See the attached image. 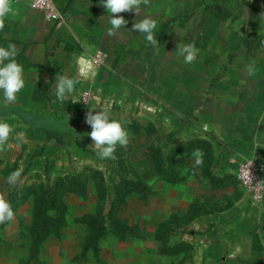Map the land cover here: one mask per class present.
<instances>
[{
	"label": "rangeland",
	"instance_id": "rangeland-1",
	"mask_svg": "<svg viewBox=\"0 0 264 264\" xmlns=\"http://www.w3.org/2000/svg\"><path fill=\"white\" fill-rule=\"evenodd\" d=\"M180 5L181 15L175 17L176 20L179 18L176 28L172 29L171 39L164 45V52L171 55H154L150 50L153 55H148L144 61L149 74L141 78V74L132 71V83L124 86V92H117V96L115 92L110 93L102 107L90 110L92 95L85 93L82 109L85 118L76 119L73 133L64 144L59 145L56 138L49 144L45 143L38 140L32 130L21 129L18 122L10 124L13 132L0 150V195L7 200L26 186L53 180L68 172H82L86 168L102 171L112 193L114 183L119 179L115 173L116 157L102 160L96 155L88 135L92 129L86 123L89 111L95 114L104 108L109 109L110 118L120 122L153 123L158 131L156 139L163 144L182 142L193 135L218 134L224 144L218 145V141H214L220 161L223 158L224 162L239 166L242 160L248 159L237 151L238 144L243 147L247 140L260 139L264 132V0H181L175 7ZM172 7L164 9L166 22L171 20ZM190 43L198 49V56L192 64H185L183 57L173 53L178 44ZM98 53L102 54L103 63L110 61V56L104 51L96 50L94 55ZM130 71L128 74L119 73L123 79H129ZM227 101L238 104L233 108ZM71 116L74 117L73 112ZM0 121L4 122V118ZM126 131L129 144L127 147L117 146L115 152L123 148L129 151L136 171L153 187L155 194L146 201L132 196L120 215L130 224L139 225L144 230L143 236L126 241L110 237L102 243L98 253H83L86 227L76 220L93 213L97 207L96 187L91 182L86 199L68 195L67 227L60 235L48 239L36 252L31 249L29 233L33 198L17 208L14 219L6 222L0 231V264H196V261H202L201 253L194 249L175 256L158 251L154 237L157 225L174 209L185 205L178 207L173 204V188L151 177L150 158L146 156L151 140L145 132ZM19 132L24 133L21 139L16 138ZM233 149L237 152L232 155ZM222 165L227 166L220 163L214 171L224 175L226 172H220ZM17 169H22L18 182L9 184V174ZM233 187L231 201L240 197L242 200L235 203V213H245L250 217L255 211H263L264 206L256 203V208L250 195L240 189L238 180ZM213 188L209 183H202L203 196L221 199L226 194L227 190ZM201 233L202 236L205 234ZM189 238L177 234L172 237V243L182 239L185 243H192ZM193 244L196 248L197 242Z\"/></svg>",
	"mask_w": 264,
	"mask_h": 264
},
{
	"label": "crops",
	"instance_id": "crops-1",
	"mask_svg": "<svg viewBox=\"0 0 264 264\" xmlns=\"http://www.w3.org/2000/svg\"><path fill=\"white\" fill-rule=\"evenodd\" d=\"M54 2L65 17L63 21H48L42 11L33 7V0H18L12 3L13 11L5 17L4 27L0 29V46L7 47L9 44H14L18 49L15 59L24 68L26 86L18 93V100L14 106L0 105V109L19 108L30 113H48L59 121L69 118L70 123L65 131L49 132L43 128L38 130L33 124L17 115L2 117L4 122L9 125L14 124L12 122H18L24 131L32 130L40 141L49 144L56 138L59 145H62L73 133L76 119L85 118L82 111L85 93L92 95L88 106L90 110L102 107V104H106L110 93L115 92L117 96L119 92H124V86L132 83V78H134L132 71L141 74V78L149 74L144 61H147L148 55H153L150 50L154 51V55H171L164 52V45L171 39L172 29L176 28L175 24L179 18L176 20L175 17L181 15V5L175 7L176 4L181 3V0H150L148 5H141L139 14L135 12L120 13L119 15L123 16L128 24L126 28H121L113 36L107 34V29L111 27L107 23L109 14L101 5V0H54ZM172 5L169 14L171 20L166 22L164 9L165 7L170 8ZM145 16L151 17L157 22L154 35L159 41L158 47L151 48L152 45L145 39V34L131 31L132 24ZM96 50L104 51L106 55L110 56V61L105 64L103 59L99 60L94 55ZM112 55L114 56L112 57ZM173 55L176 53L174 52ZM112 60L113 63H111ZM129 70H131L130 78L123 79L120 73L128 74ZM65 74L75 78L77 83L72 96L68 100L60 102L55 98L53 87L56 83V76ZM71 99L77 102L73 103ZM235 102L227 101L226 103L232 104L231 106L234 108L238 104ZM72 112L74 117L71 116ZM243 123L241 122V124ZM257 124L258 122H255V125ZM262 127L264 128V125ZM230 128L232 130V126ZM224 129L226 130V127ZM213 135L212 133H206L204 137L193 135L182 142L168 141L165 143L172 147L195 138L210 141L214 149L211 170L216 181L204 177L200 170L187 175L184 182L177 184H170L157 178L173 188L174 192L171 194L175 199L173 204L178 207L185 206L170 212L157 225L154 237L156 239L157 230L162 223L174 215L185 218L194 206L200 208L201 211L206 209L210 211L211 208L220 209L201 214L187 227L176 230L171 236L169 246L174 247L185 243L183 239L172 243L173 236L187 235L192 242L188 243L190 251L198 250L202 255V261H196V264H264V207L263 211H255L250 217H246L245 213H235L234 205L238 204L241 197L231 201L230 196L234 191L235 180H238L236 173L239 166L238 164L231 165L230 161L224 162L223 158L220 161L218 146L214 141H218V145L224 144L217 137L218 134L215 135L216 137ZM259 137L261 138L258 140L255 137L254 140H247L242 144L243 147L240 146V143L238 144L237 151L248 158L244 161L256 160L264 163V132ZM165 144L161 143V145ZM237 151L231 150L232 155ZM146 156L149 158L148 154ZM194 159L189 160V167L195 166ZM129 161L136 170L130 160V155ZM218 161L221 164H227V166L222 165L220 169L222 170L220 172H226V174H218L214 171L216 165L219 168ZM244 161L242 160L241 163ZM202 183H209L212 188L214 187L213 189L227 190L226 194L221 199L203 196ZM149 186L153 190L151 195L153 196L155 190L151 185ZM239 186L248 194L240 183ZM250 197L254 201L252 195ZM240 201L242 202V200ZM167 202L170 203V201ZM224 202L228 206L223 207ZM253 203L256 205L255 202ZM261 206H264V203ZM255 207L257 208V205ZM233 217H235L234 222H231ZM201 232L205 234L202 236ZM195 236L199 238H195ZM193 242H197L196 248L193 247ZM158 251H162L159 242Z\"/></svg>",
	"mask_w": 264,
	"mask_h": 264
},
{
	"label": "trees",
	"instance_id": "trees-1",
	"mask_svg": "<svg viewBox=\"0 0 264 264\" xmlns=\"http://www.w3.org/2000/svg\"><path fill=\"white\" fill-rule=\"evenodd\" d=\"M165 31H167L166 28ZM121 123L130 132L144 131L146 137L151 140L146 150L150 158L151 177L159 178L170 184H177L184 182L187 175L200 170L204 177L216 181L211 170L214 149L210 141L195 138L170 147L168 143L161 145V141L156 139L158 138V131L153 123L146 125ZM194 149L202 150L203 163L200 166L189 167V160L194 159L192 155ZM114 156L116 157L115 173L119 175V179L114 183L112 193L102 171L86 168L82 172H68L53 180L47 179L35 185L26 186L14 192L7 199L14 211L25 204L29 198L34 200L32 224L29 230L32 251H38L48 239L54 235H60L64 231L69 220L68 195L75 194L86 199L91 182L96 187L97 207L93 213H87L76 220L86 227L83 237V253L85 255L90 252L98 253L102 243L110 237L126 241L131 237L143 236V229L139 225L130 224L122 218L120 213L131 195H138L141 200H146L153 194V190L131 166L129 151L123 148V150L120 149L119 152H115ZM219 210L211 208L210 211L209 209L201 211L200 208L194 206L185 218L174 215L162 223L156 233L161 252L175 256L190 251L191 248L188 243L174 247L169 246L173 233L187 227L197 216ZM5 226L6 222L0 224V231Z\"/></svg>",
	"mask_w": 264,
	"mask_h": 264
},
{
	"label": "clouds",
	"instance_id": "clouds-1",
	"mask_svg": "<svg viewBox=\"0 0 264 264\" xmlns=\"http://www.w3.org/2000/svg\"><path fill=\"white\" fill-rule=\"evenodd\" d=\"M149 3L150 0H101V5L109 14L107 23L111 27L107 29V34L113 36L121 28H126L128 21L119 15L120 13L135 12L139 14L141 5H148ZM12 11L11 0H0V29L4 27L5 17ZM156 28L157 22L151 17L145 16L132 24L131 31L145 34L147 42L153 47H158L160 44L154 35ZM175 53L183 57L185 64H192L198 56V49L192 43L187 45L178 44ZM17 55L18 49L14 44H9L7 47L0 46V105L14 106L18 100V93L26 86L24 68L15 59ZM249 71L251 72V67ZM76 83L77 80L67 74L56 76V83L53 87L55 98L60 102L68 100L75 91ZM72 101L73 103L77 102L75 100ZM86 123L92 129L88 133L93 141L91 147L95 148L96 155L102 160L114 158L117 146L127 147L129 144L128 132L120 121L110 118L108 108L96 111L95 114L89 111L86 114ZM12 132L13 128L8 123L0 121V150L8 143ZM23 135V132H19L16 134V138L21 139ZM192 155L195 158V166L202 165V150L194 149ZM21 174L22 169L11 172L7 178L8 183L16 184ZM14 216L15 213L11 203L0 195V224L12 221Z\"/></svg>",
	"mask_w": 264,
	"mask_h": 264
},
{
	"label": "built area",
	"instance_id": "built-area-1",
	"mask_svg": "<svg viewBox=\"0 0 264 264\" xmlns=\"http://www.w3.org/2000/svg\"><path fill=\"white\" fill-rule=\"evenodd\" d=\"M16 1L18 0H11V3ZM32 5L42 11L48 21L60 22L65 18L54 0H33ZM96 57L101 60V53H98ZM236 177L244 190L252 195L254 202L262 205L264 203V165L256 160L244 161L239 165Z\"/></svg>",
	"mask_w": 264,
	"mask_h": 264
},
{
	"label": "water",
	"instance_id": "water-1",
	"mask_svg": "<svg viewBox=\"0 0 264 264\" xmlns=\"http://www.w3.org/2000/svg\"><path fill=\"white\" fill-rule=\"evenodd\" d=\"M17 115L21 119L28 121L33 124L38 130L43 128L49 132L52 131H65L68 124L70 123L69 118H65L61 121L57 120L51 114L38 113V112H27L19 108H2L0 109V118L6 116Z\"/></svg>",
	"mask_w": 264,
	"mask_h": 264
}]
</instances>
